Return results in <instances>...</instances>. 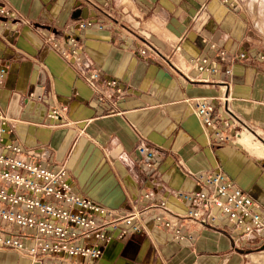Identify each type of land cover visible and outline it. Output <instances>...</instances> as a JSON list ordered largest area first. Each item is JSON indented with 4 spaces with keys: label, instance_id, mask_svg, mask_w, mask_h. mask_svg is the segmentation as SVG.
I'll return each mask as SVG.
<instances>
[{
    "label": "crops",
    "instance_id": "crops-1",
    "mask_svg": "<svg viewBox=\"0 0 264 264\" xmlns=\"http://www.w3.org/2000/svg\"><path fill=\"white\" fill-rule=\"evenodd\" d=\"M0 7L13 13L0 17L2 140L19 143L27 160L64 165L75 191L117 214L148 208L142 232L108 229L100 257L78 264H264V244L232 227L185 221L193 240H178L154 220L158 213L180 220L186 204L175 191L199 189L198 177L218 170L264 215V0H0ZM84 21L91 25L78 28ZM70 37L74 57L63 54ZM147 45L155 52L144 57ZM204 56L217 72L198 71ZM92 69L120 90L103 81L104 96L97 93ZM198 97L215 103L230 133L244 124L247 134L217 142L194 111ZM57 107L65 110L51 118ZM140 143L155 152L151 167ZM147 191L165 201L164 211L148 207ZM0 264L40 263L0 249Z\"/></svg>",
    "mask_w": 264,
    "mask_h": 264
},
{
    "label": "built area",
    "instance_id": "built-area-1",
    "mask_svg": "<svg viewBox=\"0 0 264 264\" xmlns=\"http://www.w3.org/2000/svg\"><path fill=\"white\" fill-rule=\"evenodd\" d=\"M0 17L10 19L13 13L0 7ZM90 25L91 22L84 21L78 28ZM69 41L71 48L64 50L63 54L74 57L77 40L70 37ZM215 47L214 43L210 44L211 49ZM154 52L149 45L139 51L144 57ZM217 55L225 58L226 52L221 49ZM238 57L245 58V52L238 53ZM217 70L209 64L206 56L200 59L198 71ZM6 71L5 67H0V80ZM223 72L230 75L231 67L225 66ZM103 81L99 70L90 71L88 83L102 96L99 82ZM104 84L120 90L116 80H106ZM192 105L201 124L219 143H228L249 130L243 124L240 131L230 133L229 119L215 115V103L205 97L195 98ZM64 110V107L54 108L49 116L56 119ZM6 126L7 118L0 114V249L13 250L40 264H78L81 258L100 257L102 246L99 242L107 239L108 229L124 225L131 233L143 231L142 215L148 208H134L128 213L117 214L78 193L73 189L64 165L55 167L40 159L27 160L19 143L13 140L4 142ZM136 150L146 166L154 164L152 148L140 143ZM197 180L201 184L199 189L176 190L174 193L186 204L182 218L170 219L158 213L154 216L157 224L178 240H193L192 233L182 229L185 221H190L201 226L232 227L242 236L264 244V215L253 209L254 202L243 189L220 170L201 174ZM144 198L149 202L148 207L165 210V201L155 199L153 192L147 191Z\"/></svg>",
    "mask_w": 264,
    "mask_h": 264
},
{
    "label": "rangeland",
    "instance_id": "rangeland-1",
    "mask_svg": "<svg viewBox=\"0 0 264 264\" xmlns=\"http://www.w3.org/2000/svg\"><path fill=\"white\" fill-rule=\"evenodd\" d=\"M245 133L247 134V132H245ZM243 135H244V134H243ZM252 141H253V142H258V143H260L261 145H263V143H261V142H260L259 140H257V139L255 140L253 137H252Z\"/></svg>",
    "mask_w": 264,
    "mask_h": 264
},
{
    "label": "bare ground",
    "instance_id": "bare-ground-1",
    "mask_svg": "<svg viewBox=\"0 0 264 264\" xmlns=\"http://www.w3.org/2000/svg\"><path fill=\"white\" fill-rule=\"evenodd\" d=\"M243 134H246L245 132H243L242 134H240V136H239V139L243 136Z\"/></svg>",
    "mask_w": 264,
    "mask_h": 264
}]
</instances>
